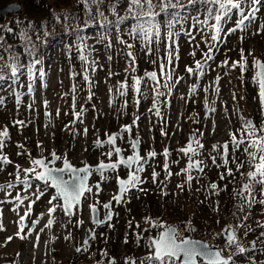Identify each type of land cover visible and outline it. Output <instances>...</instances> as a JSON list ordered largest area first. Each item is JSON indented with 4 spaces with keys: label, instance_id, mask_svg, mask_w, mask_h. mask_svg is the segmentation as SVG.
<instances>
[{
    "label": "rangeland",
    "instance_id": "obj_1",
    "mask_svg": "<svg viewBox=\"0 0 264 264\" xmlns=\"http://www.w3.org/2000/svg\"><path fill=\"white\" fill-rule=\"evenodd\" d=\"M259 7L262 11L256 10L254 18L239 27L240 11L230 21L225 19L219 45L214 47L210 40L216 27L204 24L181 31L162 26L148 43L124 35L134 29L103 34L93 24L82 26L64 43L55 40L48 45L31 74L0 81V132L8 133L0 137V223L7 212L13 213L11 205L20 203L24 237L30 239L36 232L32 252L46 255L41 264H148L151 241L163 229L159 224L177 226L181 238L190 235L206 241L238 260L239 248L253 239L244 235L256 229L264 214L260 203L264 184L249 181L254 202L241 192L253 169L246 145L236 148L231 139L235 135L247 140L242 129L250 120L257 129L264 128L255 75V62L264 63V7ZM251 12L247 7L243 14ZM207 30L211 36L202 42ZM75 47L80 50L77 56ZM126 50L135 57L132 63L125 59ZM206 53L212 58L206 59ZM75 60L79 62L73 65ZM197 62L201 69L196 68ZM189 67L194 70L191 75L186 71ZM147 73H156L157 82H151ZM113 133L126 156L133 154L132 141L141 140L138 167L143 170L137 174L143 182L130 188L119 203L113 196L118 181L128 176L122 166L103 175L91 172L92 191L73 219L66 216L59 199L53 200V189L45 187L35 173L24 172L33 167V159L52 161V153L61 157L55 160L56 167H62L64 159L77 167L86 161L91 165L116 161L113 145L107 143ZM191 136L195 154L185 155L181 149H187ZM110 151L111 159L106 155ZM153 152L156 155L149 156ZM189 161L198 163L202 171L189 169ZM227 194L234 196L233 202ZM108 202L113 204L114 218L98 228L92 224L90 206H97L103 219ZM50 219L52 227L47 226ZM230 228L236 233L231 246L222 236ZM88 229L92 238L84 243ZM23 257L22 238L6 255L0 254V264H21Z\"/></svg>",
    "mask_w": 264,
    "mask_h": 264
},
{
    "label": "trees",
    "instance_id": "obj_2",
    "mask_svg": "<svg viewBox=\"0 0 264 264\" xmlns=\"http://www.w3.org/2000/svg\"><path fill=\"white\" fill-rule=\"evenodd\" d=\"M84 1L0 0V10L14 3L21 5L23 10L19 16L0 15V81H13L19 73H31L48 45L55 40L64 43V39L78 35L82 26L90 28L93 24L92 28L104 30V33L134 29L124 35L135 37L139 43H148L162 26L180 30L193 25L197 30L204 24L216 27L215 34L211 36L207 30L200 40L203 42L211 36L214 47L219 45L220 31L226 26L224 20L230 21V16L239 11L232 9L230 14L223 15L219 3L213 0H141L139 4L133 0H91L85 4ZM261 5L264 7V0L255 5L256 10L261 12ZM247 7L253 10L251 0H245L243 11ZM217 16L221 19L217 20ZM213 36L217 39L213 40ZM79 51L75 47L74 56ZM144 52L147 49L144 48Z\"/></svg>",
    "mask_w": 264,
    "mask_h": 264
},
{
    "label": "snow or ice",
    "instance_id": "obj_3",
    "mask_svg": "<svg viewBox=\"0 0 264 264\" xmlns=\"http://www.w3.org/2000/svg\"><path fill=\"white\" fill-rule=\"evenodd\" d=\"M140 0H133V3L139 4ZM214 3H219L220 10L222 11L223 15H228L231 13L232 9H237L240 11V19L237 21V26L244 25L246 20H249L250 17L254 18L255 14V7H253L252 12L249 15L243 14L242 5L245 3V0H213ZM253 5L259 4L260 0H251ZM217 20L221 19V16L216 17ZM219 31V29H217ZM213 40L217 39V37L213 36ZM206 59H211V55L206 53ZM241 57L243 59V53H241ZM256 68L258 71L256 72V78H258L259 83V96L261 98V104L264 106V64H261L259 61L255 62ZM243 65L241 68L243 69ZM197 69H201L202 65L200 62L196 64ZM186 71L191 75L193 73V68L189 67ZM149 77L152 80H156V73H149ZM136 84H139L140 81L136 80ZM85 132L87 130L85 129ZM242 132L244 136L248 137L247 140L244 138L237 139L235 135H232V144L234 147L238 148L240 144H245L244 151L248 154V163L250 167L253 169L247 173L249 181H255L256 183L264 184V135H260V133H264V128L257 129L256 126L251 122L248 121L247 124L243 126ZM7 131L0 132V137L7 136ZM115 137L110 136L107 140V143L110 145L115 144ZM3 141L0 140V145H2ZM100 141H97V145H100ZM198 143V142H197ZM138 141L132 144L133 148H136ZM201 147H203L201 145ZM228 145L225 144L223 148L227 151ZM249 149H253V151H249ZM185 155L188 152H193L195 154V150L192 148L191 144H189L187 149H181ZM121 149L119 147L115 148V153L119 155ZM112 152H108L109 159H111ZM156 153H149V156H155ZM165 155H167V150L165 151ZM52 160H59L61 157L57 156L55 153L51 154ZM213 162H215V157L212 158ZM141 157L139 155H134L128 157L127 159L120 158L118 162H113L109 164H105L101 162L96 171L100 172L101 175L106 170H115L118 165H124L128 169H132L134 164H139ZM5 162H7L5 160ZM33 167L28 169H24L25 173L31 174L35 173V178L42 181L45 187H51L55 189V196L53 200L59 199L63 201L61 205L64 208V211L68 215L73 214V209L78 208L81 198L85 196L86 193L91 192L92 189L87 185L86 181L88 176L90 175V168L89 166L85 165L83 168H76L71 165L67 159L63 161V167H49L46 164L44 159H33L31 161ZM49 164L51 161L48 162ZM243 165L241 164L240 167ZM193 167H199V164H192L188 165V168L191 169ZM165 169L167 170V164L165 163ZM142 167H136L134 171H130L128 179L125 181L123 179L119 180V191L117 194L113 196V199L119 203L122 199L124 194L130 190V188L136 187L137 184L142 183L143 181L140 179L139 173L142 171ZM202 171V169H200ZM185 172L188 169L184 170ZM229 175H232L231 170L228 172ZM171 175V173H169ZM67 176V178H65ZM223 174L221 175V179H223ZM19 179V176H17ZM153 179L155 180V173L153 175ZM192 177L189 175L188 180L191 181ZM211 187L215 189L217 187L216 184H212ZM99 188V185H97ZM250 189V185H245V190L248 191ZM49 203H52L50 200ZM260 203L264 204V201H260ZM91 211L95 214L96 209L94 206H90ZM104 207L106 209L110 208V204H105ZM55 211V207L49 209V214ZM23 219V217L21 218ZM106 219H111V212L109 211ZM94 223H99V221L95 220ZM52 221L49 220L47 226H51ZM160 228H164L165 230L162 231L158 238H155L151 241L150 244V255L146 258L148 264H198V259L205 262V264H229L228 260L223 259L221 257L220 250H212L209 245L193 241L187 238H181L179 236L178 230L170 227L165 226L163 224L157 225ZM23 229V225H21V230ZM23 238V237H21ZM9 240L11 237L8 238ZM235 236L234 234H230L227 237V244L231 246L234 244ZM80 251V249H77ZM239 251L242 253L245 251L244 248H239Z\"/></svg>",
    "mask_w": 264,
    "mask_h": 264
},
{
    "label": "bare ground",
    "instance_id": "obj_4",
    "mask_svg": "<svg viewBox=\"0 0 264 264\" xmlns=\"http://www.w3.org/2000/svg\"><path fill=\"white\" fill-rule=\"evenodd\" d=\"M19 206H21L20 203L12 204L10 208L12 209L14 214L11 213L10 211L7 212L4 221L0 223V226L2 228L0 233V254L6 255L8 253V250L15 248L18 239H22L21 237H23L24 257L22 259L21 264H30L32 260L35 261V264H41L43 261V257L46 258L45 257L46 255L45 253L43 254V251L40 254L38 252L36 253L32 252L33 248L36 247L37 241H35V239L38 236L36 232L33 231L31 233L32 234L31 238L27 240L25 239L24 237L25 231L24 229L21 230V218L23 211L22 208L20 210H17ZM26 218H27V214L25 215L24 219L26 220ZM52 225H54L53 222L51 224V227ZM45 228H47V226H45L43 229ZM37 231L40 232V230ZM50 231H52V229ZM9 237H11L10 240L8 239ZM45 237L48 240V234L45 235ZM54 239L56 240L57 243L58 238L56 234H54ZM45 264H50V262L46 261Z\"/></svg>",
    "mask_w": 264,
    "mask_h": 264
},
{
    "label": "flooded vegetation",
    "instance_id": "obj_5",
    "mask_svg": "<svg viewBox=\"0 0 264 264\" xmlns=\"http://www.w3.org/2000/svg\"><path fill=\"white\" fill-rule=\"evenodd\" d=\"M242 193L247 194L248 199L253 198L251 201L248 202H254L255 192L248 193V191L242 189ZM216 205L218 206L219 204L217 203ZM220 207L222 208V210L225 209L223 208L222 204L220 205ZM203 210H206V208L204 207ZM259 217H260V221L256 229H254L253 232L246 233V236L244 235L245 238H248L247 237L248 235H251V237L253 238L252 240L251 239L249 240L248 245L250 246V248L248 247V245L245 246L243 245L241 248H244L245 251L242 253L239 251V253L237 254L238 260L237 258L236 259L228 258L229 264H264V214ZM178 233L180 234L179 227H178ZM198 264H205V263L202 260H199Z\"/></svg>",
    "mask_w": 264,
    "mask_h": 264
},
{
    "label": "water",
    "instance_id": "obj_6",
    "mask_svg": "<svg viewBox=\"0 0 264 264\" xmlns=\"http://www.w3.org/2000/svg\"><path fill=\"white\" fill-rule=\"evenodd\" d=\"M86 1H89V0H86ZM9 14H14V15H19V14H21V5H19V4H16V3H14V4H11V5H8V6H6V7H4L3 9H1L0 10V15H2V16H7V15H9ZM126 59H127V61L129 62V63H131V62H133V60H134V58H133V56L129 53V52H126ZM260 62V61H259ZM261 64H263L262 62H260ZM257 71H258V69H257ZM147 77L152 81V82H156L157 81V78H156V80H152L150 77H149V75H147ZM263 107V114H264V106H262ZM114 137H115V135H113ZM138 141V144H137V146H136V148H134L135 149V155H139V157H140V141L139 140H137ZM134 142H136V141H134ZM133 142V143H134ZM115 147H116V140H115ZM192 146V145H191ZM131 157V156H130ZM120 158H124V159H127L123 154H122V152H120L119 153V155H118V161H119V159ZM39 159H43V158H39ZM45 160V159H44ZM117 161V162H118ZM45 162H46V160H45ZM55 162L53 161V162H51L50 164L49 163H46V164H48V166L50 167V165L51 164H54ZM71 164V163H70ZM72 165V164H71ZM135 166H137L138 164H134ZM133 165V166H134ZM87 166H89L88 164H87ZM75 167V166H74ZM77 168V167H76ZM83 168V167H82ZM89 168H90V171L92 170V169H94V170H96V168H97V166H94V167H91V166H89ZM132 169H133V167H132ZM132 169L130 170V169H128L129 171H132ZM107 171V170H106ZM90 176V175H89ZM89 176H88V179H87V181H86V183H87V185H88V181H89ZM66 178V177H65ZM128 179V178H127ZM126 179V180H127ZM125 180V181H126ZM42 182V181H41ZM118 187H119V183H118ZM55 190V189H54ZM83 199H84V197H82L81 198V202H80V204H79V206H78V210L79 211H81L82 210V207H83ZM62 201V200H61ZM62 204H63V201H62ZM110 204V208H109V211L111 212V216H112V207H111V203H109ZM95 207V209H96V212H95V214H93V212L91 211V213H92V222L94 221V218H95V220H97V221H99V223H94L93 222V224H97V225H99V226H101V225H103V224H106L108 221H109V219H106V217H105V219L103 220V221H101L100 220V213H99V210H98V208L96 207V206H94ZM75 210H76V208H74L72 211H73V214L72 215H68V216H70L71 218H73L74 217V214H75ZM109 213V212H108ZM108 215V214H107ZM173 228H175V229H177L176 227H173ZM165 229H163L162 231H164ZM230 234H234V236H235V233H234V231L232 230V229H227L225 232H224V239L225 240H227V237L230 235ZM91 237V232L90 231H88V236H87V240H89V238ZM187 239H191V238H187ZM191 240H193V241H197V242H201V243H204V244H207V245H209L207 242H203V241H201V240H194V239H191ZM209 247L212 249V250H219L218 248H216V247H212V246H210L209 245ZM221 257L223 258V259H226V258H224L222 255H221ZM227 260V259H226Z\"/></svg>",
    "mask_w": 264,
    "mask_h": 264
}]
</instances>
